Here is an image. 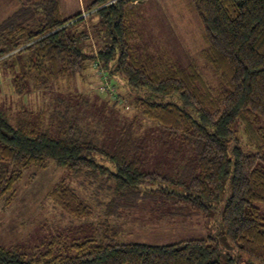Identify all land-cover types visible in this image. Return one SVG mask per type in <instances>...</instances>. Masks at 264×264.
<instances>
[{
	"label": "trees",
	"instance_id": "obj_1",
	"mask_svg": "<svg viewBox=\"0 0 264 264\" xmlns=\"http://www.w3.org/2000/svg\"><path fill=\"white\" fill-rule=\"evenodd\" d=\"M142 1L88 4L86 10L94 9L97 25L109 39L90 54L79 49L80 35L72 31L81 13L61 19L55 0L33 3L42 14V23L34 28L26 24L30 16L17 22L7 19L0 26V69L11 78L16 93L29 90V78L31 89L60 90L61 84L97 62L109 78L121 83L107 96L126 103L131 99L133 111L113 141L103 136L100 141L96 126L83 133L79 123L96 125L98 118H86L94 114L80 95L60 96L44 106L37 124L28 120L13 126L0 112V199L11 200L25 168L51 163L111 184L113 200L142 192L135 189L144 185L149 194L177 197L192 211L205 214L227 191L218 220L220 235L164 246L93 240L65 245L62 233L31 257L18 246L0 245V264H223L220 237L234 256L224 259L226 264L237 259L264 264V0H191L216 85L194 64L166 63L136 50L133 4ZM121 90L127 99L118 95ZM118 100L112 101L113 113ZM145 122L162 129L160 139L172 143L159 153L168 162L173 158L175 168L168 176L147 170L152 156L146 144L155 140L153 127ZM46 198L72 218L90 214L62 184Z\"/></svg>",
	"mask_w": 264,
	"mask_h": 264
},
{
	"label": "rangeland",
	"instance_id": "obj_2",
	"mask_svg": "<svg viewBox=\"0 0 264 264\" xmlns=\"http://www.w3.org/2000/svg\"><path fill=\"white\" fill-rule=\"evenodd\" d=\"M40 1L44 0H0V26L7 19L17 22L29 16L26 24L31 28L37 23H42V14L33 9V3ZM55 1L61 19L81 13L82 20L72 27V31L77 36L80 35L79 49L90 54L105 42H109L97 25L98 19L93 14L94 9L86 10L92 0ZM133 9L132 28L136 50L159 57L166 63L194 64L208 83L217 84V78L204 58L206 44L191 0H143L133 4ZM118 83L116 79L109 78L101 64L95 62L89 64L81 75L61 84L60 90H57L56 86L31 89L29 78V90L19 94L14 91L11 78L0 69V112L13 126L18 127L28 120L37 124L40 110L44 106L53 103L60 96L80 95L85 98L88 109L91 108L94 114L86 118H98L96 125L94 122L79 123L84 128L83 133L86 134L89 127L96 126V135L100 134V141H113L120 127L131 118L133 112L130 109L129 97L126 103L123 98L119 101L112 95L111 98L107 96L108 92L116 93L113 85L119 87L121 83ZM121 94L127 99L124 90L118 92V95ZM113 100H118V110L115 113L110 108ZM68 118L72 119L69 115ZM154 126L149 125L150 128L153 127L151 135L155 141H148L146 144V153L152 156L147 170L168 176L173 173L172 166L175 168L173 158L168 162L167 157L159 156V153L172 147V143L165 138L161 140L160 132L163 130H155ZM177 177L178 174L173 175V178ZM188 178L187 176L186 179ZM57 184L72 190L89 207L90 214L81 219L72 218L48 200L46 194ZM147 187L149 186L141 185L135 190L146 192L144 189ZM111 188V184L97 177L73 172L53 163L45 168H25L11 200L7 202L0 199V245L18 246L21 253L31 257L44 251L45 245L62 233L65 245L93 240L96 243L140 242L151 246H164L182 240L220 235L218 220L228 196L227 191H224L221 198L212 204L209 212L204 214L192 211L187 205L177 201V197L154 195L149 192H134L122 199L114 197L113 200ZM121 201L122 203H119ZM107 228L112 231L105 233ZM219 240L218 245L223 249L220 254L223 264H226L224 259L233 258V252L226 249L222 237ZM235 264L245 263L237 259Z\"/></svg>",
	"mask_w": 264,
	"mask_h": 264
}]
</instances>
